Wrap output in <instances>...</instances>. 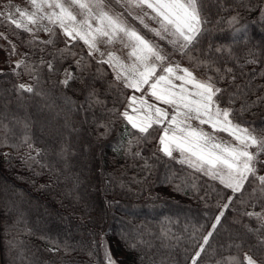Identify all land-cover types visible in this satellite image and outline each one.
Listing matches in <instances>:
<instances>
[{
    "label": "snow or ice",
    "instance_id": "1",
    "mask_svg": "<svg viewBox=\"0 0 264 264\" xmlns=\"http://www.w3.org/2000/svg\"><path fill=\"white\" fill-rule=\"evenodd\" d=\"M26 4L21 7L5 0L0 5V23L27 35L28 50L12 67L15 76L29 80L14 85L19 104L38 97L40 111L53 118L63 116V128L73 133L78 129L70 113L83 114L82 123L90 117L97 138L118 135L113 151L142 161V171L154 169L152 160L175 162L183 174L170 170L166 179L179 180L177 189L188 181L197 189L194 173L218 181L231 195L215 205L210 230L199 239L193 233L189 264H199L212 249L210 240L223 227L222 218L230 209L235 210V231L228 232L219 249H212L218 257L212 264H264V128L244 126L235 119L250 103L264 104V94L254 91L256 78H264V67L244 71L247 65L264 61L247 47V24L241 15L256 12L264 22V0H26ZM214 33L223 40H209ZM0 39L10 45V55L18 54L7 34L0 32ZM241 43L243 49L237 47ZM177 55L192 67L174 61ZM197 71L202 75L197 76ZM74 85L80 86V102L65 94ZM251 95L256 100L249 102ZM222 102L227 106L222 107ZM236 103L239 109L233 107ZM0 129V148L11 147L18 153L26 149L21 160L55 173L52 165L43 162L46 151L33 140L31 118L8 115L5 106ZM153 139L157 149L146 157L145 146ZM53 153L60 170L70 172L73 153L67 141ZM69 178L74 188L79 185L78 176ZM121 237L130 249H140L146 256L159 241L160 248L169 250V259L175 258L173 250L178 251L182 240L164 227L155 236L141 226ZM92 246L103 250V264H117L102 236ZM151 264L165 261L151 259Z\"/></svg>",
    "mask_w": 264,
    "mask_h": 264
},
{
    "label": "trees",
    "instance_id": "2",
    "mask_svg": "<svg viewBox=\"0 0 264 264\" xmlns=\"http://www.w3.org/2000/svg\"><path fill=\"white\" fill-rule=\"evenodd\" d=\"M241 15L247 24V47L264 61V22L256 12L242 11ZM0 32L20 46L22 53L28 50L25 33L4 23H0ZM208 39L219 43L223 37L214 33ZM5 43L11 50L6 40ZM237 47L243 49L245 45L241 43ZM172 59L192 67L179 55ZM254 67L259 71L264 64L247 65L244 71L250 73ZM196 73L202 75L200 71ZM20 82H29L28 77L15 76L12 67L0 69V112H4L6 106L8 115L31 118L33 140L47 153L43 162L56 171L26 164L20 158L26 149L18 153L11 147L0 148V264H103V250L92 246V241L101 236L118 264H151V259L164 260L165 264H177V261L189 264L187 257L194 251L193 233L199 239L210 230L212 216L217 211L215 205L226 202L230 190L224 189L218 181L195 173L193 179L197 189L191 187V181L177 189L180 181L170 182L166 177L170 170L182 175L181 166L168 162L167 158L150 161L154 169L142 171V161H133L113 151L118 135L106 140L97 138L90 117L88 123H82L83 114L70 113L69 118L78 129V133H73L63 128V116L53 118L47 111H40L38 97L27 99L21 106L14 91V85ZM254 83L259 89L264 85V78L257 77ZM257 89H254L256 95L264 94V89ZM65 94L73 101L83 100L79 85L65 90ZM256 95L249 96V102L256 100ZM221 106H227L226 102ZM233 107L239 109L240 104ZM235 119L244 126L264 128V104L250 103V107L236 114ZM121 130L118 124L117 132ZM15 131L19 134L20 129ZM0 135H3L2 129ZM65 141L73 153L70 172L60 170L58 157L53 153ZM156 149L157 142L153 139L145 146L144 155L151 157ZM73 176L80 178L75 188L74 180L69 178ZM205 204L209 205L207 209ZM206 212L209 215L206 216ZM234 218V209L225 212L223 227H218L210 240L212 249H219L227 241L228 232L235 231ZM141 226L154 236L162 227L181 236L178 251L173 250L175 258L169 259V250L160 248L159 241H155L156 247L148 250L147 256L140 249H130L121 234ZM57 245L60 250L53 251ZM212 249L202 256L199 264H212V260L218 258Z\"/></svg>",
    "mask_w": 264,
    "mask_h": 264
},
{
    "label": "rangeland",
    "instance_id": "3",
    "mask_svg": "<svg viewBox=\"0 0 264 264\" xmlns=\"http://www.w3.org/2000/svg\"><path fill=\"white\" fill-rule=\"evenodd\" d=\"M13 3L14 4H18L21 7H26L27 6L26 0H13ZM4 4H5V0L0 2V5H4ZM146 22L149 23V24H152V21H146ZM153 26H155V25H153ZM12 43L15 44V46L17 48V53H18L17 55H10L11 50L6 45L5 40L0 39V69L6 68V67H13L14 66L13 65V61L19 59L20 58V54H22L21 47L18 46L14 42H12ZM117 47H119V46H117ZM178 63H180V62H178ZM180 64H182V66H184V67H187L183 63H180ZM196 75L197 76H201L198 73H196ZM176 83H180V82L177 81ZM162 107H167V106L162 105ZM193 123H195V122H193ZM204 127H205L206 130L210 131V129H208L206 125ZM218 135L223 137L226 140H231V137H228L227 134H225V133H218ZM117 264H118V262H117Z\"/></svg>",
    "mask_w": 264,
    "mask_h": 264
}]
</instances>
